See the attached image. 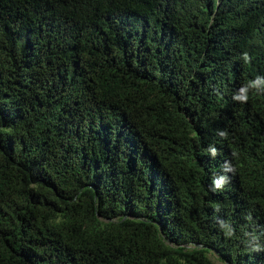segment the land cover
<instances>
[{"label":"trees","instance_id":"trees-1","mask_svg":"<svg viewBox=\"0 0 264 264\" xmlns=\"http://www.w3.org/2000/svg\"><path fill=\"white\" fill-rule=\"evenodd\" d=\"M210 251L264 264V0H0V264Z\"/></svg>","mask_w":264,"mask_h":264},{"label":"rangeland","instance_id":"rangeland-1","mask_svg":"<svg viewBox=\"0 0 264 264\" xmlns=\"http://www.w3.org/2000/svg\"><path fill=\"white\" fill-rule=\"evenodd\" d=\"M208 256H209V258H210L215 264H224V263H222V262L219 260V258H218V256H217L216 252H214V251H210V252L208 253Z\"/></svg>","mask_w":264,"mask_h":264},{"label":"clouds","instance_id":"clouds-1","mask_svg":"<svg viewBox=\"0 0 264 264\" xmlns=\"http://www.w3.org/2000/svg\"><path fill=\"white\" fill-rule=\"evenodd\" d=\"M234 99L243 102V101H246L247 100V96H235Z\"/></svg>","mask_w":264,"mask_h":264}]
</instances>
